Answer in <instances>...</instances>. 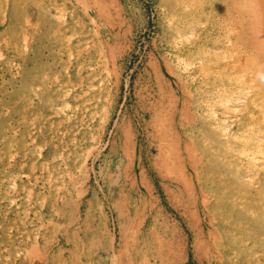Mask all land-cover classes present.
I'll return each mask as SVG.
<instances>
[{
	"label": "bare ground",
	"instance_id": "bare-ground-1",
	"mask_svg": "<svg viewBox=\"0 0 264 264\" xmlns=\"http://www.w3.org/2000/svg\"><path fill=\"white\" fill-rule=\"evenodd\" d=\"M95 1L24 0L21 5L22 19L33 21L32 24L23 21L20 28L24 55L29 39L42 47L46 40L48 54L39 47H29L38 52L33 66L38 67L43 58L48 65L47 60L52 58V77L43 91L51 90L53 106L38 125L37 137L46 145L44 158L50 148L60 149L66 155L60 164L52 166L56 182L52 186H40L37 191L38 195H47L50 215L38 217V221L26 217V224L15 236L17 246L6 264H167L170 258L162 238L155 237L154 244L151 241L155 238L149 240L143 234L150 206L143 192L146 181L139 176L145 177L144 158L153 155L159 159L157 176L166 181L165 189L169 185L171 196L181 197L187 207L195 208L191 213L201 224L204 249L214 254L226 244L231 250L225 254L224 261H232L239 254L242 237L238 235L246 219L239 212L241 200L233 199L237 198L236 183L229 174L234 163L224 148L231 142L226 136L219 140L214 129L202 120L197 96L220 94L221 90L225 95L236 90L240 93L239 85L246 90L243 99L241 93L236 97L244 102V108L248 106L254 111L253 120L247 122L243 131L247 130L259 143V205L255 206H259L261 232L264 229V0H156L165 22L169 52L154 64V75L145 84L143 93H147V101L139 98L135 123L126 116L114 117L116 98L105 74L112 72L107 66L115 56V41L110 30H100L94 24ZM50 12L60 15H46ZM25 63L23 68L27 71ZM112 75L117 78L115 71ZM28 82L24 73L22 84ZM59 104L63 118L52 116ZM111 121H115V133L109 153L104 154L103 131ZM140 136L147 145L146 155ZM234 138L243 142L246 136ZM81 147L85 150L78 166L84 178L75 190L77 196L71 198L73 181L66 178L73 164L69 154ZM92 153L94 161L102 159L99 175L104 184L98 182L97 188L85 186L89 178L86 161ZM20 160L15 158L13 162L21 165ZM70 202L71 213L66 208ZM104 204L112 209L128 234V239H122L121 243L116 244L115 236L103 227ZM222 216L228 219L232 231L216 232V223L223 220ZM65 219L70 221L72 229H68Z\"/></svg>",
	"mask_w": 264,
	"mask_h": 264
},
{
	"label": "rangeland",
	"instance_id": "rangeland-1",
	"mask_svg": "<svg viewBox=\"0 0 264 264\" xmlns=\"http://www.w3.org/2000/svg\"><path fill=\"white\" fill-rule=\"evenodd\" d=\"M23 1L0 0V260H2L0 264H6L9 255L14 253L13 247L17 246L18 238L15 236L26 224L27 216L38 221V217L50 215V210L47 207L49 200L47 195H38L37 191L40 186L48 187L56 182L57 175L52 172V166L60 164L66 155L60 149L50 148L51 150L44 158L47 148L42 139L37 137V133L40 131L38 125L45 119V115L52 111L53 94L51 90L43 91V89L49 85L52 77L50 69L53 67L50 68L52 58L47 60L49 66L45 58L41 60L42 64H38V67L33 66L36 59L34 55H37L38 52L30 48L37 49L39 47V50L48 54L46 40H44V45L41 44L42 47L36 41L29 39L30 48L28 47L26 50L27 57L24 55L25 47L20 28L23 21L29 24H32L33 21L22 19L21 5ZM95 2L94 24L100 30H110L114 36L113 41H115V56L107 69L115 71L117 78L112 75V72L105 74V79L111 86V93L116 98L114 117L122 119L123 116H126L135 123L140 107L139 98L142 97V100L147 101V93L145 95L143 93L146 91L145 84L149 83V78L154 75V64L159 57L165 56L169 52L161 9L156 0H96ZM47 14L57 17L60 15L58 12ZM13 31L14 34H12ZM15 36L16 38H14ZM24 63L27 65V71H24ZM59 69L57 67V70ZM24 73L28 76L27 85L22 84ZM235 88L234 86V91ZM238 88L243 95L237 90L232 95L229 92L230 96L222 94L223 90L220 94L211 91L213 94H203L201 97L198 95L197 107L202 120L204 119L207 125L214 129L215 136L219 140L226 136L231 142V147L228 144L224 148L225 151H229L230 161L234 163V168L230 169L229 174L232 181L236 183L235 195L237 198L234 196L233 199L241 200L239 212L241 217L246 219L243 221H246L244 226H240L241 232L238 231V233L240 232L238 236L242 237L239 242L240 246L238 245L240 255L238 254L239 256L237 255L232 261L226 262L224 261L225 254L231 250L228 249V245L223 244L218 247V251L214 254L211 250L204 249V236L199 231L201 224L191 213V210L195 208L187 207L183 198H175L169 194L168 191L171 187L167 185L168 190L165 189L166 181L157 176L159 159L154 155L152 158L144 156L142 165L145 177L144 175L139 177L146 181L147 186L144 185L143 192L150 207L143 234L149 240L155 237L162 238L163 248L166 253L168 252L170 258L167 264H264V229L259 231V206H255L259 205V143H256L251 133L248 134L247 130L243 131V127L253 120L254 111L253 109L250 111L248 106L244 108L242 100L237 101L236 96L241 95L243 99L246 95V90L242 85H239ZM248 100L249 98H246L247 102H249ZM207 103L210 104V107ZM61 105L55 107L52 116L63 118V111L59 112ZM115 128V121L109 122L104 128L103 141H106L104 154L109 153ZM241 135L246 136L243 142L235 140L234 137ZM139 139L143 143V154L146 155L145 146L147 145L144 143V138L140 136ZM85 147L89 148L90 145H85ZM84 150L85 148L81 147L69 154V161L73 164L70 166V175H67L66 178H71L73 181L71 198L77 196L75 190L80 187L81 180L84 178L83 172L78 166ZM89 155H87L85 167L89 178L87 177L85 186L88 184L89 188H97L98 182L100 185L104 184L99 175L102 159L98 158L94 161L93 153ZM15 158L21 159L23 164L26 162L28 164L19 165L13 162ZM92 163L94 164L93 168ZM66 208L71 213L72 203H68ZM102 214L105 218L103 227L109 234L115 236L116 244L121 243L124 238L128 239V234L122 230L115 213L106 204L103 205ZM221 219L223 220L216 223L215 228L218 229L216 232H219L220 229L232 231L228 219L223 216ZM65 223L69 225L68 229H72L73 226L68 219H65ZM148 226H151L152 229H148ZM198 235L200 236L198 237ZM151 242L155 244L156 238Z\"/></svg>",
	"mask_w": 264,
	"mask_h": 264
}]
</instances>
